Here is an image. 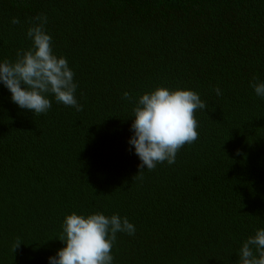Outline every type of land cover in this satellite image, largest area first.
I'll return each mask as SVG.
<instances>
[{
    "label": "trees",
    "instance_id": "trees-1",
    "mask_svg": "<svg viewBox=\"0 0 264 264\" xmlns=\"http://www.w3.org/2000/svg\"><path fill=\"white\" fill-rule=\"evenodd\" d=\"M38 14L83 110L49 96L35 115L0 82V264H50L72 212L134 224L113 264H236L264 228V98L250 87L264 82V0H0V61L31 46ZM157 85L194 90L207 108L174 164L139 173L123 93Z\"/></svg>",
    "mask_w": 264,
    "mask_h": 264
},
{
    "label": "clouds",
    "instance_id": "clouds-1",
    "mask_svg": "<svg viewBox=\"0 0 264 264\" xmlns=\"http://www.w3.org/2000/svg\"><path fill=\"white\" fill-rule=\"evenodd\" d=\"M47 19L46 15L38 14L28 21L27 37L32 44L18 49L14 60L0 61V82L11 92L14 103L35 115L49 111L52 106L49 96L57 103L82 111L83 105L75 96L78 85L74 71L65 57L55 54L52 36L46 31ZM11 23L16 25L21 21L13 17ZM250 87L258 97L264 98V82H259L258 77L252 78ZM214 91L222 94L218 86ZM123 99L134 104L131 115L134 134L129 144L140 158L139 173L145 166L151 171L165 161L174 164L178 151L199 138L195 112L205 110L207 105L196 91L157 85L137 99L125 91ZM117 233L134 235L135 226L118 214L72 212L65 216L59 236L65 246L49 257L50 264H113L111 253ZM21 243L19 239L14 242V253ZM238 257L236 264H264V228L256 229L242 243Z\"/></svg>",
    "mask_w": 264,
    "mask_h": 264
}]
</instances>
